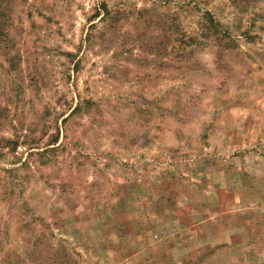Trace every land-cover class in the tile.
Segmentation results:
<instances>
[{
    "label": "rangeland",
    "instance_id": "rangeland-1",
    "mask_svg": "<svg viewBox=\"0 0 264 264\" xmlns=\"http://www.w3.org/2000/svg\"><path fill=\"white\" fill-rule=\"evenodd\" d=\"M0 264H264V0H0Z\"/></svg>",
    "mask_w": 264,
    "mask_h": 264
}]
</instances>
